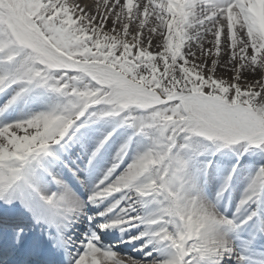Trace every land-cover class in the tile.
I'll use <instances>...</instances> for the list:
<instances>
[{"label":"snow or ice","instance_id":"obj_1","mask_svg":"<svg viewBox=\"0 0 264 264\" xmlns=\"http://www.w3.org/2000/svg\"><path fill=\"white\" fill-rule=\"evenodd\" d=\"M0 264H264V0H0Z\"/></svg>","mask_w":264,"mask_h":264},{"label":"bare ground","instance_id":"obj_2","mask_svg":"<svg viewBox=\"0 0 264 264\" xmlns=\"http://www.w3.org/2000/svg\"><path fill=\"white\" fill-rule=\"evenodd\" d=\"M81 2L82 3H92L93 0H81ZM126 235L127 234H125V236ZM105 237H117L118 241L124 238V237L121 236V233L119 232V230H116V229L110 230L106 234ZM31 239H32V241H36V239L34 237H32ZM136 243H138V242H133L132 244H119V246L117 247V250L118 251L128 252L129 254H132V255H140V253H136V252L133 251V248L135 247Z\"/></svg>","mask_w":264,"mask_h":264}]
</instances>
